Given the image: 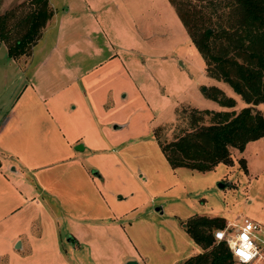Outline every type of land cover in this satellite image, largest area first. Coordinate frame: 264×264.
<instances>
[{
    "label": "crops",
    "instance_id": "1",
    "mask_svg": "<svg viewBox=\"0 0 264 264\" xmlns=\"http://www.w3.org/2000/svg\"><path fill=\"white\" fill-rule=\"evenodd\" d=\"M48 1L0 102V264H180L201 247L164 204L193 202L152 130L192 103L197 47L170 0Z\"/></svg>",
    "mask_w": 264,
    "mask_h": 264
},
{
    "label": "trees",
    "instance_id": "2",
    "mask_svg": "<svg viewBox=\"0 0 264 264\" xmlns=\"http://www.w3.org/2000/svg\"><path fill=\"white\" fill-rule=\"evenodd\" d=\"M170 1L202 55L208 74L227 81L248 105L238 111L192 107L190 128L161 142L160 147L172 167L206 171L219 162L231 164L232 148L242 150L247 141L264 136V112L254 107L264 102V0H229L225 4L230 8L225 15L228 24L218 21L212 26L203 25L204 15L195 10L192 0H188L186 12L179 0ZM29 2L31 9L23 17L25 31L7 44L11 57L25 52V46L39 37L40 28L52 14L48 0ZM8 18L9 13H0V38L9 42ZM207 92L222 105L232 107L235 103L217 86ZM205 115L209 116L208 123L203 122ZM240 160L244 164V158ZM183 224L201 250L180 264H235L226 242L214 236V231L226 224L223 216L195 213Z\"/></svg>",
    "mask_w": 264,
    "mask_h": 264
},
{
    "label": "rangeland",
    "instance_id": "3",
    "mask_svg": "<svg viewBox=\"0 0 264 264\" xmlns=\"http://www.w3.org/2000/svg\"><path fill=\"white\" fill-rule=\"evenodd\" d=\"M179 1L182 9L186 12L190 6L187 3L188 0ZM228 1L229 0H192V3L194 4L195 10L197 12L199 11V14L204 15L203 25L212 26L214 23H218V21H223L225 25L228 24L225 18L226 13H228L230 9L228 5H225ZM31 6L29 0H0V12H4L7 9L5 12L9 13L7 26L9 31V34H7L9 35V42L0 38V40L6 43L5 51L7 53L6 55L4 54V50L1 48L3 44L0 45V102H4V100H7L8 104L11 102L17 90L20 88L21 83L25 81L30 67L33 64V41L25 46V52L13 57L14 60L11 61H9L8 58L11 56L8 55L9 45H7L10 41L14 42V39L19 38L25 31L27 24L23 21V17L31 9ZM48 7L52 14H54L55 10L53 6H50L49 1ZM52 14L40 28L39 37L48 31L46 23L51 20ZM219 15H223L222 18H219ZM208 29L210 30L211 28ZM39 37H36L34 40L36 41ZM48 39H50V36ZM232 53L233 51L229 52V54ZM196 57L198 61L196 60L195 69L198 74L195 72V75L199 77V85L197 90L193 93L191 92L193 94V99H191L192 103L186 101L178 103L175 106L173 116H171V114L169 115L171 111L169 112L168 109L161 111L160 116L156 114L157 117L154 124L158 125L153 127L152 131L159 144L175 138L183 129L190 128L189 118L190 109L192 107L203 109V106L213 110H222V107H225V105H222L218 100L207 94V90H209L211 86H217L222 89L226 95L233 97L235 103L231 108L234 107L236 111L248 105L245 104L247 102L227 81L215 77L213 78L208 74L206 65L204 66L201 62L202 56L199 50ZM192 73H194V71H192ZM261 103L262 102H259V104ZM3 105L4 103H2L1 106ZM204 118L203 122L208 123L209 116L205 115ZM142 121L145 123L147 119L143 118ZM140 126L143 127L144 124ZM263 137L264 136L247 141L242 150L232 148L230 151L232 155L231 164L220 162L212 169L205 172L193 170L186 166L180 167L178 171H182L187 176L184 179L188 187L185 195L191 197L193 203H188V205L183 204L182 206L174 203L171 205L172 200L174 201L181 198L177 196L170 199V201L169 197L164 205L167 211L175 210L177 213L176 217H171L177 219L178 222L185 221L189 216H187L188 211L185 208H189L199 214L223 216L226 223L228 219L241 222L244 217H248L264 225V139H261ZM241 158H244V164L243 161L240 160ZM219 180L225 182L223 187L217 185V181ZM153 202L160 204V201L158 202L157 199ZM154 213L156 214L157 212ZM150 216L151 215L147 213V217ZM263 225L262 229L264 230Z\"/></svg>",
    "mask_w": 264,
    "mask_h": 264
},
{
    "label": "built area",
    "instance_id": "4",
    "mask_svg": "<svg viewBox=\"0 0 264 264\" xmlns=\"http://www.w3.org/2000/svg\"><path fill=\"white\" fill-rule=\"evenodd\" d=\"M262 225L259 221L248 217H244L241 222L228 219L223 228L214 231V236L226 242L235 264H264Z\"/></svg>",
    "mask_w": 264,
    "mask_h": 264
},
{
    "label": "water",
    "instance_id": "5",
    "mask_svg": "<svg viewBox=\"0 0 264 264\" xmlns=\"http://www.w3.org/2000/svg\"><path fill=\"white\" fill-rule=\"evenodd\" d=\"M217 185L219 187H223L225 185V182H223L222 180H219V181H217ZM18 245H19V243H18ZM126 264H137V261H135L134 259H130V260L127 261Z\"/></svg>",
    "mask_w": 264,
    "mask_h": 264
}]
</instances>
